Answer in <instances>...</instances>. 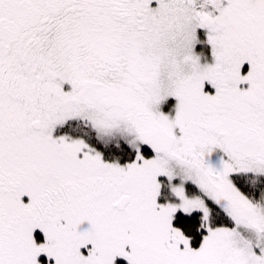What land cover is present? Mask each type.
<instances>
[{
	"label": "snow or ice",
	"instance_id": "obj_1",
	"mask_svg": "<svg viewBox=\"0 0 264 264\" xmlns=\"http://www.w3.org/2000/svg\"><path fill=\"white\" fill-rule=\"evenodd\" d=\"M0 264H264V0H0Z\"/></svg>",
	"mask_w": 264,
	"mask_h": 264
}]
</instances>
